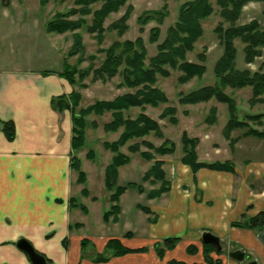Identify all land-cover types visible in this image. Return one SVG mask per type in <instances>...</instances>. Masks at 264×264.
Returning <instances> with one entry per match:
<instances>
[{
    "label": "crops",
    "instance_id": "obj_1",
    "mask_svg": "<svg viewBox=\"0 0 264 264\" xmlns=\"http://www.w3.org/2000/svg\"><path fill=\"white\" fill-rule=\"evenodd\" d=\"M21 2L0 0V121H11L15 131L13 140L8 141L0 125V264H30L27 256L15 246L20 239L30 242L48 264H94L91 259H83L81 241L89 240L93 249L88 251L91 255L86 256H92L101 254L110 238H118L130 249H149L146 253L112 258L104 264H167L171 260L201 264L204 262L201 236L205 232L228 245L223 249L224 255L211 254L222 264H240L229 258L228 253L233 251L247 255L246 260L249 256L257 264H264V245L258 240V233L232 226L243 214L254 217L264 212V157L244 159L241 164L234 162V173L200 169L193 174L180 161L171 162L170 191L155 199L159 203L147 207L156 216L153 223L149 221L150 216L142 212L144 219L126 220L127 229L121 233H106L100 237L80 235L83 223L73 221L72 211L79 209L70 206V199L79 203L78 194L81 200L94 202L96 197L88 188V197L81 195L88 182L87 174L83 171L86 183L80 185L70 168L71 112L54 110L51 101L68 96L72 91H78L83 100L89 97V87L80 90L60 77L66 60L73 64L77 57H66L72 44L69 33L57 35L45 31V23L54 13L44 19L39 0V8L34 3V9L26 8ZM119 17L116 16V20ZM195 128L183 131L202 144L206 135H196ZM109 161L102 166L100 174L103 188L104 168ZM122 168L118 170L120 186H124L123 179L134 176L131 172L121 176ZM126 183L136 184L134 181ZM134 190L138 196L146 197L147 191L140 194ZM126 192L120 197L118 221L103 222L102 228L122 222ZM137 205L140 204L134 207L140 211ZM126 233H131L132 237L124 238ZM166 238H180V242L175 249L166 251L161 260L152 246ZM189 246L196 248L195 254L186 253Z\"/></svg>",
    "mask_w": 264,
    "mask_h": 264
},
{
    "label": "trees",
    "instance_id": "obj_2",
    "mask_svg": "<svg viewBox=\"0 0 264 264\" xmlns=\"http://www.w3.org/2000/svg\"><path fill=\"white\" fill-rule=\"evenodd\" d=\"M62 5L66 0H54ZM163 6L159 10H148L136 19L139 32H143L151 20L162 24L168 16L167 2L161 0ZM179 2L181 0H172ZM214 1L217 7V13L221 22L215 27L213 33L219 39L222 46V55L216 61L214 66V76L216 84L213 86L202 87L190 91L185 95H180L179 104L196 105L206 103L210 100L224 103L228 108V120L223 129V136L229 141L231 148L235 146L238 138H231V133L235 130L245 129L242 134L245 137H254L264 140V129L259 131L248 126L247 121L256 122L262 125V114L247 115L244 121L236 116V106L234 101L224 94L226 88L231 90H240L251 88V98L249 105L251 107L264 102V26L259 25L256 20H251L247 24L238 25L243 8L249 3H264V0H185L180 4L176 21L168 27L165 38L159 42L160 29L155 27L149 30V42L156 44V55L148 59V65L144 64L146 60V49L143 39L137 37L135 40L114 41L107 49H98V54H103L104 58L99 67H94L95 56L91 55L84 58V44L81 32L84 30L88 35L101 45L106 32H115L121 38L129 29L128 20L132 13V6L128 5V0H73V8L62 12H55L45 23V31L49 34L63 35L71 34V47L66 55L67 58L77 57L75 65H70L67 60L64 64L60 77L64 78L70 85L85 89L84 80L90 78V83L97 81L111 80L119 76L122 86L128 89H137L133 94L128 93L115 97L111 101H96L85 108L80 107L82 96L77 91H72L68 96H61L52 99L51 106L54 110L62 112L69 110L72 118V138L70 168L77 174V182L85 185L86 175L81 170L80 160L76 157L77 152H81L85 147V130L88 126L96 128V123L87 121L90 115L103 116L110 113L111 119L103 125L105 133H118V139L113 142H104L103 149L111 153L109 163L104 168V189L108 193L109 207L102 214L104 223L118 221L120 214V197L127 189H136L140 194L145 193L142 186L135 183H127L120 186L117 183L118 170L121 167L130 164L131 157L124 154L121 149L130 141L138 140L127 146L129 154H138L145 161H153L151 167L143 174L141 182L152 185V190L146 192L148 200L160 199L164 194L170 191L171 184L165 171L162 169L164 162L155 160L154 156H166L175 153V144L168 140H163L159 147H154L150 142L143 140L150 133H154L159 139H163L158 123L143 113L146 106L153 108L166 104L167 98L163 91L156 88L157 77L168 78L170 71H179V84H185L194 78H201L205 73V54L197 55L198 63H192L187 60L186 55L194 50V44L202 37L203 30L201 22L210 18L215 10L212 5ZM48 0H39V5L44 8ZM99 4L96 10H91L92 6ZM125 7L124 13L106 28L105 20L111 15L120 12ZM91 16L90 23L87 17ZM76 17L75 19H73ZM224 24H227L225 26ZM239 40L243 44L244 62L249 65L254 63L257 58H262L261 66L257 71L251 72L248 69H236V48L234 41ZM89 61L86 68H80L81 64ZM132 108H140L142 112L131 119L125 116V113ZM211 115L206 123L213 125L215 123L216 110H210ZM176 111L174 108H166L160 115V119L168 118L170 124L176 125ZM1 130L8 141H12L15 136L14 125L11 121H0ZM182 157L180 163L187 166L193 174L200 169H208L216 172L234 173V165L230 161L205 163L198 162L196 147L197 138H189L185 132L181 139ZM145 148V150H141ZM87 160L93 161L95 153L89 150L85 155ZM81 195L88 197V190L84 187ZM70 206L87 213V208L79 204L76 199H70ZM137 208L144 214L150 216L149 221L153 223L156 216L145 206L137 205ZM233 227L254 230L259 233L264 229V212L258 213L254 217H247L243 214L239 222L233 223ZM79 227V224L76 225ZM131 233H126L124 238H131ZM180 238H166L153 244L152 248L159 259H163L166 251L176 248ZM91 245L89 240L81 241V250ZM148 247L130 249L125 247L118 238L107 240L104 250L101 254H96L91 258L94 264H104L112 258L123 257L128 254L146 253ZM235 252V251H233ZM188 255L196 253L194 246L186 249ZM220 256L222 252H215L211 246L202 244V254L204 262L201 264H221L220 260H214L211 254ZM244 254V260L247 258ZM256 260L248 256L246 264ZM257 262V261H256ZM167 264H186L181 261L171 260Z\"/></svg>",
    "mask_w": 264,
    "mask_h": 264
},
{
    "label": "rangeland",
    "instance_id": "obj_3",
    "mask_svg": "<svg viewBox=\"0 0 264 264\" xmlns=\"http://www.w3.org/2000/svg\"><path fill=\"white\" fill-rule=\"evenodd\" d=\"M19 1H22L21 3H23L28 9H34L32 8L34 7V3L36 4L35 6L38 7V0ZM184 1L185 0L174 2L172 0H169L167 2L168 16L164 19L163 23L158 24L155 20H151L146 26H144L143 32L140 33V26L137 24L136 19L144 11L161 9L163 3L161 0H128L127 4L132 6L133 9L129 18L130 20L127 22L129 29L121 38H119L115 34V32H106L102 44L98 45L96 41L93 40L92 37L88 35L84 30L80 31L85 47L83 55L84 58H87L91 55L95 56L96 60L94 61L93 65L94 67H99L104 56L103 54L97 53L98 49H107L114 41H133L137 37H141L143 39L144 46L147 52L146 60L144 61V64L147 66L149 63L148 59L153 57L157 53L156 44H151L149 42V30L155 27H159V42H161L165 38L168 27L176 21L180 4ZM72 2L73 0H66L62 5H59L54 0H48V4L44 8H41V17L45 19L46 17H49L48 15L51 13L62 12L69 8H73ZM212 5L215 10L214 14L207 20L201 22V27L203 30L202 37L194 44V50L186 55L188 61L197 64V55L200 53H204L206 58L204 63L206 69L205 73L201 78H194L188 83L179 84L177 80L180 76V72L169 70L170 76L168 78L157 77V82L155 85L156 88L164 92L167 98V103L159 105L156 108L146 106L143 109V113L146 116L158 123L163 134V139H159L154 133H150L148 136L144 137L143 140L150 142L154 147H159L162 144L163 140H168L175 144L174 154L166 156H154L155 160H162L164 162L162 169L165 171L169 180L171 175V162L180 161L183 155L180 142L182 133L185 132L183 130L193 126H196V135H202V137L203 135H206L205 139L202 138V144H200V140L197 138L198 145L196 147V155L198 162H224L227 161L228 158L232 157V159L230 160L231 163L236 162L238 164H241L242 160L244 159L258 160L264 157V140H259L254 137L244 138L242 134L246 131L245 129L235 130L231 133V138H238V141L233 148L230 147L229 141L223 136V129L228 120V108L226 104L217 102L214 99L206 103H199L196 105L179 104L180 95H185L190 91L197 90L206 86H213L216 84V79L214 76V66L216 61L221 57L223 50L219 39L213 33V30L221 22V19L218 16V9L215 6L214 1H212ZM12 7L13 5H11L10 8ZM98 7L99 4H95L94 6H92L91 10H96ZM124 11L125 7L121 9L120 12L111 14L105 20L104 27L106 28L111 23L115 22L116 16H121ZM75 18L76 17H74L73 19ZM86 19L87 22L90 23L91 16H88ZM251 20H256L259 25L264 26V3H252L249 7H247V9L243 11V14L241 13L237 24L244 25ZM224 25L227 26V24ZM234 46L236 48V69H248L251 72L257 71L261 66L262 58H257L254 63L247 65L244 62L243 44L239 40H235ZM68 63H70V60L68 61ZM75 63L70 65H75ZM88 65L89 61H85L83 64H81L80 68H86ZM262 71L264 72V67L262 68ZM84 84L86 85V88L89 87V91L87 92L89 97L86 96L83 100H81V108L82 106L83 108H85L96 101H111L115 98V96L118 97V94H133L137 90L128 89L122 86L121 78L119 76H116L111 80L97 81L95 83H90V78H87L86 80H84ZM224 94L234 101V104L236 106V116L239 120L244 121L247 115L262 114L263 119L261 120V126H259L256 122L247 121V123L248 126L253 129L259 131L264 129V102L253 107L249 105V100L251 98V88L247 87L240 90H231L230 88H226L224 90ZM262 98L264 100V95L262 96ZM166 108L175 109V118L177 120L176 125L170 124L168 118L160 119L161 113ZM213 108L216 110L215 123L213 125H209L206 123V120L209 119V116L211 115L210 110ZM141 112L142 109L140 108H132L125 113V116L131 119H135ZM110 119V113H105L103 116L90 115L87 118V121L89 123L95 122L97 126L96 128H92L91 126H88L86 128L85 147L81 152H77L76 154H74L80 160V163L82 162L81 170L84 171L88 177L87 185H85L84 187L90 189L91 194L96 197L95 201L93 202L90 199L81 200V196L76 194V197L78 198V200H80L79 203L82 202L81 204H83L87 208L88 212L87 215L83 216V213L80 210L72 211L71 217L74 222L83 223L80 235L84 237H100L101 235H105L106 233H121L123 231H126V220L130 219L131 221H133L136 219V217L144 219L145 215L135 209L134 206L136 204H140L146 207H153L154 205L159 203V200L149 202L146 197L138 196L137 192L134 189H128L125 197H123V207L125 209L122 222L118 225L111 226L108 229H105V227H101L103 225L102 214L107 209V193L101 185L100 174L102 166L105 165L107 161H109V157L111 156V153L109 151L103 149L102 144L104 142H111L115 139L117 140L119 136V133L113 135L114 133H105L103 131V125L105 124V122H109ZM187 136L189 138H196L189 136L188 134ZM135 142H138V140L130 141L125 147L121 149L124 154H127L131 157L130 164L122 168L121 176H123L124 173L126 174L128 172H131L134 175L128 178V180L123 179L121 183H123L122 185H125L127 184L126 181H134L137 185L142 186V188L148 192L157 186L153 187L149 183H144L139 180H142V177L140 179V175H142L145 170L147 171L151 167L153 161L145 162L139 157L138 154H129L127 152V146ZM89 150H92L95 153V159L93 161L87 160L85 157L86 153ZM141 150H145V148H141ZM75 179V181L77 182V174L75 175ZM227 246L228 245H226V242H221L222 251L223 249L226 250ZM92 249L93 246L90 247V245H88V247L85 249L83 253L84 260H90L95 255L94 254L90 256L92 252L88 253V251ZM231 251L232 250H230V252ZM87 253L90 255L86 256ZM224 254L225 251H223V255ZM246 262L247 260L245 259L243 263L246 264Z\"/></svg>",
    "mask_w": 264,
    "mask_h": 264
},
{
    "label": "water",
    "instance_id": "obj_4",
    "mask_svg": "<svg viewBox=\"0 0 264 264\" xmlns=\"http://www.w3.org/2000/svg\"><path fill=\"white\" fill-rule=\"evenodd\" d=\"M257 238L264 245V229H262L257 234ZM201 242L202 244L211 246V248L215 250V252L222 251L220 240L216 236L212 235L211 233H208V232L203 233L201 236ZM15 246L19 251H21L27 256L30 264H48L46 258L42 254L38 253L34 249L32 244H30V242H28L27 240L20 239L16 242ZM228 256L232 259H235L240 264H244L243 262H244L245 257L242 252L240 251L231 252L229 253ZM250 264H257V262L254 261Z\"/></svg>",
    "mask_w": 264,
    "mask_h": 264
}]
</instances>
